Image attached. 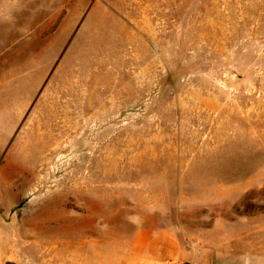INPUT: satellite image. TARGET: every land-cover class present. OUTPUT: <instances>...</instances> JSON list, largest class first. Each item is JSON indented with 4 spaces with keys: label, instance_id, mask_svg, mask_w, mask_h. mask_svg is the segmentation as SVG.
<instances>
[{
    "label": "rangeland",
    "instance_id": "obj_1",
    "mask_svg": "<svg viewBox=\"0 0 264 264\" xmlns=\"http://www.w3.org/2000/svg\"><path fill=\"white\" fill-rule=\"evenodd\" d=\"M264 264V0H0V264Z\"/></svg>",
    "mask_w": 264,
    "mask_h": 264
},
{
    "label": "crops",
    "instance_id": "obj_2",
    "mask_svg": "<svg viewBox=\"0 0 264 264\" xmlns=\"http://www.w3.org/2000/svg\"><path fill=\"white\" fill-rule=\"evenodd\" d=\"M128 264H189V254L167 231L141 232L130 241Z\"/></svg>",
    "mask_w": 264,
    "mask_h": 264
},
{
    "label": "water",
    "instance_id": "obj_3",
    "mask_svg": "<svg viewBox=\"0 0 264 264\" xmlns=\"http://www.w3.org/2000/svg\"><path fill=\"white\" fill-rule=\"evenodd\" d=\"M212 264H233V263H227V262L223 261L222 259H220V258L215 256L213 258V263Z\"/></svg>",
    "mask_w": 264,
    "mask_h": 264
}]
</instances>
